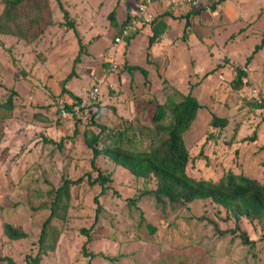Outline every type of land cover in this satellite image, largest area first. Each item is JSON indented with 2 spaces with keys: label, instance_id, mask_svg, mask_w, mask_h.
<instances>
[{
  "label": "rangeland",
  "instance_id": "rangeland-1",
  "mask_svg": "<svg viewBox=\"0 0 264 264\" xmlns=\"http://www.w3.org/2000/svg\"><path fill=\"white\" fill-rule=\"evenodd\" d=\"M139 1L60 0L84 46L66 87L87 104L90 88L102 82L99 122L113 127L123 118L138 130L150 124L155 101L164 102L168 95L180 100L190 92L201 108L184 134L190 153L188 175L217 180L226 172H243L264 184V109L250 104L252 98L264 97V46L253 52L264 37V0L243 5L240 1L246 0H223L215 10L210 6L216 0H203L192 10L188 27L184 15L189 6L154 4L152 18L168 12L162 17L167 28L161 40L148 47V25L115 47L119 24ZM49 2L52 24L34 43L40 57L25 41L0 35V102L10 88L17 93L9 116L0 120V258L12 260L0 259V264H26V256L38 253L40 230L49 215L42 205L64 179L79 178L80 183L71 187L65 218L52 220L58 232L54 250L41 254L39 264H264V223L246 218L239 222L254 243L250 246L237 236L222 235L234 220L208 200L196 201L182 212L144 198L138 208L129 207L126 198L142 191V180L105 158L95 165L111 173L110 188L99 195V184L89 185L88 176L94 179L97 173L82 138L84 127L78 126L74 136L73 117L59 111L74 102L60 94V81L71 72L80 46L72 30L60 24L65 20L58 2ZM2 6L0 0V12ZM112 11L115 21L108 17ZM124 61L143 67L149 86L139 71L129 73ZM106 62L118 65L109 70L102 65ZM235 66L245 69L249 82L239 90L230 84ZM103 84H110L112 93ZM213 115L226 118L227 125L213 127ZM4 222L21 227L28 237L9 240ZM81 228H91L89 238ZM83 245L92 258L84 254Z\"/></svg>",
  "mask_w": 264,
  "mask_h": 264
},
{
  "label": "trees",
  "instance_id": "trees-1",
  "mask_svg": "<svg viewBox=\"0 0 264 264\" xmlns=\"http://www.w3.org/2000/svg\"><path fill=\"white\" fill-rule=\"evenodd\" d=\"M56 1L63 12L65 20L60 22V24L64 26L63 28L66 31L72 30L80 46L79 52L73 60L71 72L60 81V94H66L74 101L69 104H63L74 119L76 130L73 135L78 134L80 130L78 126L84 127L82 138L86 148L90 151V165L97 173L94 179L88 176L87 182L89 185L92 187L95 184H99V195H104L110 188L111 173L102 172L95 165L98 158H105L109 163L126 169L136 179L142 180V191L136 196L133 195L126 198L129 207L138 208V203L143 201L142 199L144 198L147 201L154 200L156 204L173 212H182L189 210L190 206L196 201L208 200L225 210L227 218L234 220V226L222 230V235L229 233L240 238L244 244L254 246L246 232L240 228L239 222L242 218H246L258 223H264V184L243 172L239 174L226 172L217 180L196 179L187 173L190 153L185 144L184 134L196 119L197 112L201 108L197 98L189 92L181 95L180 100H176L173 95H168L164 102L155 101V109L151 115L150 124L145 126V129L138 130L131 120H123V118L119 126L109 127L99 122L98 114L101 108L99 103L102 91L96 99L91 100L88 104H83V99L80 96H76L66 87L67 82L75 75L74 66L78 64L84 46L81 43L75 20L69 17L60 0ZM221 1L223 0L212 2L211 9L215 10L217 4ZM1 2L3 6L0 12V35L14 37L17 41H25L26 44L33 47L35 54L40 57V53L38 54L35 51L34 43L39 42L44 28L52 24L50 10L48 12L49 0H1ZM203 3L202 0L200 6ZM183 6H189V11H186L184 15L185 25L188 27L190 25V17L195 14L192 10L195 8L190 5H181L177 8ZM47 12L48 16L46 19L45 14ZM113 13L114 11L108 16L111 21H115ZM167 14V11L163 15L161 13L160 15L157 14L149 24L151 34L148 37V47L161 40V36L167 28L166 22L162 17ZM124 23L125 19L119 24V29L113 39ZM139 32L140 30L131 34L126 38V42L128 43ZM263 46L264 37L259 44L255 45L253 52L258 51ZM250 58L251 56L247 57L246 65H248ZM102 65L109 70L112 68V62H106ZM124 68L129 73L139 71L144 77V85L149 86L150 81L147 78V71L143 67L129 65L124 61ZM234 69L235 76L231 80V86L235 90L242 89L244 86L247 87L249 82L245 69L240 66H235ZM97 84L93 85L90 90ZM104 85L108 89L110 84ZM108 90L110 93L113 91L111 88ZM16 94V90L10 88L6 100L0 102V120L4 115V117H8L14 108L13 100ZM251 100V106L264 109L263 96L255 97ZM74 106L79 107L81 111L80 117L75 115ZM86 109H91V111H89V120L84 121L82 112ZM210 123L213 127L222 129L228 122L224 117L213 115ZM44 140L54 143L51 138L45 137ZM56 146L60 149L62 143L58 142ZM80 179L77 181L64 179L62 185L53 191L50 197L51 200L42 205L49 209V215L40 230L38 253L33 257L26 256V264H39L41 254L46 253L47 249L54 250L58 232L51 227L52 220L53 218H65L71 197V187L80 183ZM99 197L96 195L94 198L96 212L101 208ZM140 216L143 217L142 213H140ZM147 227L149 228V226ZM2 229L4 235L12 241L28 237L21 227L8 222L3 223ZM90 229L81 228L80 232L89 238L88 231ZM149 229L151 232L155 231L154 227ZM49 231L54 232V235H51ZM49 237H51L50 241L47 240ZM85 247L86 245L82 246L84 254L92 258L94 254L92 252L87 253ZM0 259L12 262L8 256Z\"/></svg>",
  "mask_w": 264,
  "mask_h": 264
},
{
  "label": "built area",
  "instance_id": "built-area-1",
  "mask_svg": "<svg viewBox=\"0 0 264 264\" xmlns=\"http://www.w3.org/2000/svg\"><path fill=\"white\" fill-rule=\"evenodd\" d=\"M202 0H140L137 5L129 11V13L126 15L125 23L121 25L120 30L118 34L113 39V45L115 47L119 46L120 44L126 42V38H128L131 34L136 33L140 30V28L144 26H148L154 18H152V13L150 11V8L154 4H165L170 7H178L181 5H190L193 6V8H197L201 5ZM113 67H116L115 63H112ZM101 82H99L96 86L92 88V90L89 92L87 96L88 103L90 101L97 98L99 94V89L101 87ZM104 85V84H103ZM102 85V86H103ZM256 96L255 94H253ZM87 103V104H88ZM83 104L84 101H83ZM75 115H81V111L79 107L74 106L73 107ZM88 109L84 110L82 112L84 116V121L89 120V111ZM60 115L66 116L67 114H70L65 108L64 105L59 107ZM80 112V114H78ZM72 116V115H71ZM80 117V116H77Z\"/></svg>",
  "mask_w": 264,
  "mask_h": 264
},
{
  "label": "crops",
  "instance_id": "crops-1",
  "mask_svg": "<svg viewBox=\"0 0 264 264\" xmlns=\"http://www.w3.org/2000/svg\"><path fill=\"white\" fill-rule=\"evenodd\" d=\"M241 2V4L243 5L244 3H248V2H250L249 0H246V1H240ZM196 9V8H195Z\"/></svg>",
  "mask_w": 264,
  "mask_h": 264
}]
</instances>
